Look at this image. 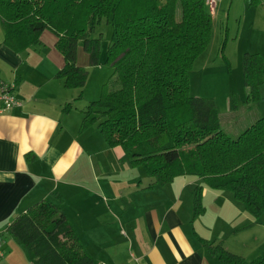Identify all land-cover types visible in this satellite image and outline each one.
Wrapping results in <instances>:
<instances>
[{
  "label": "trees",
  "instance_id": "16d2710c",
  "mask_svg": "<svg viewBox=\"0 0 264 264\" xmlns=\"http://www.w3.org/2000/svg\"><path fill=\"white\" fill-rule=\"evenodd\" d=\"M103 20L111 26L105 63L112 72L83 110L82 128L95 124L107 145L120 146L133 166H141L150 186L198 176L231 192L256 220L264 216V116L232 137L220 127L213 99L188 90L192 63L211 37L205 0H0L6 45L24 50L40 44L42 31L52 32L64 59L58 75L65 87L77 89V100L87 79L76 63L77 42L97 66L100 38L92 35ZM261 60L258 54L241 56L248 102L259 98ZM199 191L194 215L203 210ZM58 209L50 201L33 204L8 224V232L30 264H94ZM212 250L223 264L243 260L220 245ZM250 264H264V256Z\"/></svg>",
  "mask_w": 264,
  "mask_h": 264
},
{
  "label": "crops",
  "instance_id": "0c3cea01",
  "mask_svg": "<svg viewBox=\"0 0 264 264\" xmlns=\"http://www.w3.org/2000/svg\"><path fill=\"white\" fill-rule=\"evenodd\" d=\"M247 1L246 8L264 10V0ZM3 33L0 21V81L14 84L22 107L0 115L1 264H30L8 224L41 201L66 215L94 264H223L216 245L241 264L264 256V216L256 220L231 192L194 175L150 186L95 124L82 128L86 106L77 107V89L58 75L64 59L52 32L20 51ZM198 187L203 210L194 215Z\"/></svg>",
  "mask_w": 264,
  "mask_h": 264
},
{
  "label": "rangeland",
  "instance_id": "374dc122",
  "mask_svg": "<svg viewBox=\"0 0 264 264\" xmlns=\"http://www.w3.org/2000/svg\"><path fill=\"white\" fill-rule=\"evenodd\" d=\"M247 6V0H215L210 42L193 61L188 75L190 94L213 99L220 114V127L232 137L264 116V70L258 86L259 98L253 102L245 100L242 54H258L264 63V10L258 12ZM110 28L103 20L94 29L92 36L100 38L97 66L91 64L82 40L77 42L76 63L87 72L83 96L77 101L80 109L100 96L102 85L111 75L112 68L105 63Z\"/></svg>",
  "mask_w": 264,
  "mask_h": 264
},
{
  "label": "built area",
  "instance_id": "2783aa9c",
  "mask_svg": "<svg viewBox=\"0 0 264 264\" xmlns=\"http://www.w3.org/2000/svg\"><path fill=\"white\" fill-rule=\"evenodd\" d=\"M209 12L212 14L215 7V0H205ZM14 84L5 83L0 81V115L14 108L22 107V101L15 97ZM0 250H1V239H0ZM2 259V251H0V264ZM131 264H140L136 258H131ZM104 264V263H100Z\"/></svg>",
  "mask_w": 264,
  "mask_h": 264
}]
</instances>
